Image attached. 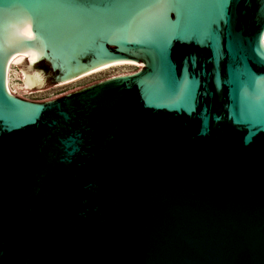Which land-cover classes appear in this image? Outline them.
Instances as JSON below:
<instances>
[{
  "label": "water",
  "instance_id": "95a60500",
  "mask_svg": "<svg viewBox=\"0 0 264 264\" xmlns=\"http://www.w3.org/2000/svg\"><path fill=\"white\" fill-rule=\"evenodd\" d=\"M0 264H264V0H0Z\"/></svg>",
  "mask_w": 264,
  "mask_h": 264
},
{
  "label": "rangeland",
  "instance_id": "374dc122",
  "mask_svg": "<svg viewBox=\"0 0 264 264\" xmlns=\"http://www.w3.org/2000/svg\"><path fill=\"white\" fill-rule=\"evenodd\" d=\"M140 66H131V65H121V66H112L102 71L92 73L88 76H85L81 79L73 81L71 83L60 84L54 87H50L47 89H43L40 92L33 93V95L28 96L24 93V91L16 90L17 94L22 95L24 98H28L30 100H39V101H47L59 97L63 94L73 92L85 86L91 85L93 83L102 81L107 78L121 76L126 74H132L139 70ZM19 68L17 66H10L8 69V81L10 87L15 90L16 85L22 84L21 80L19 79ZM15 87H12L14 86ZM19 91V92H18Z\"/></svg>",
  "mask_w": 264,
  "mask_h": 264
},
{
  "label": "bare ground",
  "instance_id": "6f19581e",
  "mask_svg": "<svg viewBox=\"0 0 264 264\" xmlns=\"http://www.w3.org/2000/svg\"><path fill=\"white\" fill-rule=\"evenodd\" d=\"M14 29V22L13 21H10L9 23H8V25L6 26V29H5V32H9V31H12ZM13 64L12 63H10V62H8V64H7V72H8V69L10 68V66H12ZM121 65H131V66H140V65H138V64H135V63H111V64H108V65H106V66H103V67H101V68H98V69H96V70H93V71H91V72H88V73H86V74H84V75H82V76H79V77H77V78H75V79H73V80H70V81H68V82H65V83H63V84H66V83H71V82H73V81H76V80H78V79H81V78H83V77H85V76H88V75H90V74H92V73H95V72H99V71H102L103 69H106V68H109V67H112V66H121ZM15 66V65H14ZM19 68V67H18ZM20 70V69H19ZM19 74H22V71L20 70L19 71ZM127 75V74H126ZM122 76V75H121ZM22 82V81H21ZM6 85H7V90H8V92L11 94V95H13V96H16V97H18V98H21V99H24V100H29V99H27V98H24L22 95H20V94H17L16 93V90H21V91H24V93L25 94H33V93H37V92H40L41 90H39V91H36V92H30L26 87H25V85L23 84V82H22V84H20V85H16V89L15 90H13L11 87H10V84H9V81H8V73H6ZM62 85V84H61ZM12 87H15V85L14 86H12ZM18 91V92H19Z\"/></svg>",
  "mask_w": 264,
  "mask_h": 264
},
{
  "label": "built area",
  "instance_id": "2783aa9c",
  "mask_svg": "<svg viewBox=\"0 0 264 264\" xmlns=\"http://www.w3.org/2000/svg\"><path fill=\"white\" fill-rule=\"evenodd\" d=\"M30 95H33V94H28V96H30ZM28 99V98H27ZM30 100V99H29ZM30 101H39V100H30Z\"/></svg>",
  "mask_w": 264,
  "mask_h": 264
},
{
  "label": "flooded vegetation",
  "instance_id": "af4514ba",
  "mask_svg": "<svg viewBox=\"0 0 264 264\" xmlns=\"http://www.w3.org/2000/svg\"><path fill=\"white\" fill-rule=\"evenodd\" d=\"M64 95V94H63Z\"/></svg>",
  "mask_w": 264,
  "mask_h": 264
}]
</instances>
